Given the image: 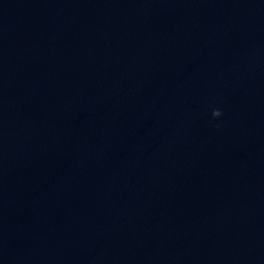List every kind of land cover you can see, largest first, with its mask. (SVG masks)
Returning a JSON list of instances; mask_svg holds the SVG:
<instances>
[{
    "label": "water",
    "instance_id": "obj_1",
    "mask_svg": "<svg viewBox=\"0 0 264 264\" xmlns=\"http://www.w3.org/2000/svg\"><path fill=\"white\" fill-rule=\"evenodd\" d=\"M0 264H264V0H0Z\"/></svg>",
    "mask_w": 264,
    "mask_h": 264
},
{
    "label": "clouds",
    "instance_id": "obj_2",
    "mask_svg": "<svg viewBox=\"0 0 264 264\" xmlns=\"http://www.w3.org/2000/svg\"><path fill=\"white\" fill-rule=\"evenodd\" d=\"M219 113L221 114V110L219 109Z\"/></svg>",
    "mask_w": 264,
    "mask_h": 264
}]
</instances>
